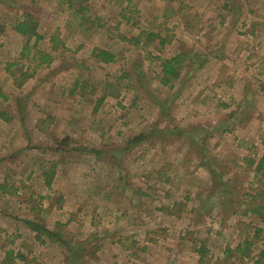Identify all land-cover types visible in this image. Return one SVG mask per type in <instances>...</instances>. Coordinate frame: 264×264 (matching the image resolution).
<instances>
[{"label": "rangeland", "instance_id": "rangeland-1", "mask_svg": "<svg viewBox=\"0 0 264 264\" xmlns=\"http://www.w3.org/2000/svg\"><path fill=\"white\" fill-rule=\"evenodd\" d=\"M126 3L89 0L93 23L85 27L96 25L82 33L66 29L56 0H0V92L7 96L0 110L13 114L0 120V184L17 187L11 195L0 190V264H10L9 249L24 256L17 264H72L58 243L35 240L25 220L96 248L81 264H198L202 240V264H223L225 246L227 262L255 259L264 224L242 217L237 204L262 187L253 175L264 156V0H131L128 23L119 13ZM24 13L46 37L57 29L63 45L36 42L53 62L17 88L19 74L33 67V50L20 56L25 38L10 26ZM143 28L159 32L164 45L134 43ZM27 43L32 48L34 38ZM93 47L115 60L99 63ZM181 51L179 78L161 85L162 58ZM151 131L125 148L129 137ZM63 138L66 148L102 153L56 150ZM249 220L262 232L237 258V243L253 232L243 224Z\"/></svg>", "mask_w": 264, "mask_h": 264}, {"label": "trees", "instance_id": "trees-1", "mask_svg": "<svg viewBox=\"0 0 264 264\" xmlns=\"http://www.w3.org/2000/svg\"><path fill=\"white\" fill-rule=\"evenodd\" d=\"M58 5H62V12L67 13V18L64 22V25L67 30L73 31L77 30L79 32L85 33L86 30H91V28H94V25L92 24L89 27H85L89 23H93L91 20L90 8H89V0H56ZM116 3L117 5L121 6L123 3V0H108V2ZM127 1L126 5L120 8V17L122 19L126 20V23L130 21V15L132 12L130 11V2L131 0H124ZM122 12H127L128 15L122 14ZM135 12V11H134ZM138 22L133 23L132 25H136ZM11 29L18 34L21 37L25 38V44L23 45L22 51L20 56H25L24 51L27 50L28 53H30V49L33 50V54L31 57V60L33 62L32 71L28 74L25 72H21L19 74V82L16 83L17 88H21L23 83L28 78H32L35 75V71L38 67L44 66L49 67L51 63L53 62V55L48 51L40 50L39 48H36V42L39 40H42L45 38L52 44V46L57 47L63 45L62 39L58 36V30L54 29V31L47 35V37L43 34H40L38 31L39 23L33 16L24 13L18 16L11 24ZM4 24H0V33L3 31ZM157 33L148 32L146 33V29H141L137 36L134 38V43L138 44L141 41L142 38L145 39L144 42H142L144 45H148L151 41L158 39L157 43L159 45V48H161L165 40L159 36ZM34 38V44L32 45V48L28 47V40ZM92 56L102 64H108L115 60L116 56L115 54L105 48H97L93 47L91 50ZM155 58H159L158 56H153ZM152 57V58H153ZM187 59V54L185 52H180L175 54L174 56L162 58L160 63V84L163 86H169L172 87V83L176 81L179 78L180 70L183 68L185 60ZM15 65L14 63L9 64V67ZM191 65V60L189 59V66ZM78 66V63H75V67ZM202 63L198 65V67H201ZM10 74L17 79L16 76H14L13 72H10ZM124 76H127L125 73ZM0 98L3 100H7V96L4 95L2 92H0ZM101 101V100H100ZM162 106V105H161ZM160 106V107H161ZM161 112L163 109V106L160 108ZM164 112V110H163ZM13 119V114L8 112L7 110H0V120L4 122H9ZM155 132V130H153ZM153 132H149L148 134L140 133L136 134L134 136L129 137L126 140V146L125 148L134 147L140 143L145 142L148 140L147 138L153 134ZM161 135V134H159ZM67 138H63L60 140V142L57 144L56 150H64L68 152H87L89 154L94 155L95 157H98L101 155L102 151L95 147L87 148L85 146H78L75 148L69 147L68 144H64ZM46 148V147H45ZM42 148V149H45ZM48 149V148H46ZM121 150L118 152L120 153ZM248 163V161H247ZM250 164L253 163L252 161L249 162ZM200 165L203 166L204 162H200ZM55 162H52L50 164V174L54 173L55 169ZM258 184H260L262 187L260 188V191L255 193L256 195L251 196L250 192L246 191L241 194L240 199L238 200L237 208L238 211H242V217H250V215L256 217L257 221L264 224V156H261L259 159V162L257 163L255 167V172L253 175V178L255 179L258 177ZM30 179V175H28V178ZM21 181V180H19ZM47 186L51 185V180L48 179L45 181ZM263 188V189H262ZM8 189L10 191H8ZM262 189V190H261ZM0 190L2 193H8V195H11L17 191V187H14L13 185L8 186L6 183V179H3V182L0 184ZM225 198V196H223ZM256 198H261L262 200L260 202H253V200L256 201ZM41 197L38 198L37 204H40ZM221 206L226 205V202L224 203V200H218ZM252 203V204H250ZM243 205V208L241 206ZM227 207V205H226ZM219 208V209H220ZM223 210L226 211L225 208L222 207ZM31 210H34V207L31 208ZM232 211V213H234ZM231 213V214H232ZM247 224L249 226H252L253 224L249 221H243V224ZM25 224L29 227L30 231L34 232V239L37 241H40L42 243H45L46 241L58 243L61 247H63L66 251V254L68 255L70 261L72 264H81L83 263V259H90L93 258L95 255L96 248H88L87 241L85 242H74L71 243L67 239L64 238L63 234L60 232V230H53L47 228L44 224H40L38 222L32 221V220H25ZM213 225V224H212ZM262 232V228L257 227L256 225H253V232L249 236L248 234L243 239L242 243L238 242L237 246L235 248V251L240 253V256L237 258H243L249 255L250 248L252 245H254L255 240L258 239V235ZM205 241V240H204ZM204 241L202 240L200 243V247L196 249L195 251L198 253V264H202V260L204 258V255L207 253L206 246L203 245ZM232 250L225 246L223 249V253L225 254V258L223 261V264H235V262H227L228 260V254ZM233 251V252H235ZM232 253V252H231ZM4 261H10V264H17L16 260L24 261V256L18 251L16 254H14V251L9 249L4 254ZM252 264H264V240L260 245L259 250L256 252L255 259Z\"/></svg>", "mask_w": 264, "mask_h": 264}]
</instances>
